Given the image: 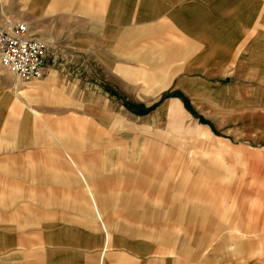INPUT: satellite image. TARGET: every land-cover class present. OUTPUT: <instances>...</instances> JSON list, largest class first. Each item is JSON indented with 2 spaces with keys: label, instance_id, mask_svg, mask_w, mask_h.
<instances>
[{
  "label": "rangeland",
  "instance_id": "obj_1",
  "mask_svg": "<svg viewBox=\"0 0 264 264\" xmlns=\"http://www.w3.org/2000/svg\"><path fill=\"white\" fill-rule=\"evenodd\" d=\"M47 43L41 79L16 84L0 65V90L27 107L0 111V224L83 229L90 247L104 233L88 193L107 249L148 264H264V232L254 231L264 230V80L226 94L212 90L224 79L176 80L164 65L121 83L78 49ZM42 82L45 91L21 92ZM150 185L157 199L146 198ZM239 209L249 212L245 236L224 229L223 215Z\"/></svg>",
  "mask_w": 264,
  "mask_h": 264
},
{
  "label": "crops",
  "instance_id": "obj_2",
  "mask_svg": "<svg viewBox=\"0 0 264 264\" xmlns=\"http://www.w3.org/2000/svg\"><path fill=\"white\" fill-rule=\"evenodd\" d=\"M8 1L0 4V24L25 22L33 36L78 49L117 82L127 83L164 65H170L174 75L169 77L176 80L191 78L186 74L189 72H200L209 79H224L216 89H211L224 90L226 94H233L231 90L244 94L249 87L245 84L247 79L264 80V0ZM50 71L46 65L44 75ZM204 77L197 76L196 81L201 82ZM193 82H188V86ZM44 84L20 86L21 92L45 91ZM198 87L200 95L204 84L201 82ZM8 94L7 87L0 90V111L11 107L13 111L19 110V116H26L27 107L17 98L18 92L9 99ZM21 124L23 134L29 124L22 120ZM64 154L63 161L82 176L75 160ZM156 192V187L150 185L146 198L157 199L161 194ZM87 197L104 233L102 241L96 238L89 247L83 229L74 233L66 227L60 229L42 223L24 232L2 223L0 264H148L147 260L135 258L131 250L107 249L109 236L96 205L97 198L95 202L92 195L90 199L87 193ZM184 202L193 204L194 200ZM193 205L199 207L197 202ZM231 205L235 208L234 202ZM251 209L257 210L254 205ZM248 215L249 212L241 209L225 213L224 229L245 236L250 230L249 226L245 228ZM254 231L264 232L261 228ZM25 233L33 239L30 246L22 242L28 236Z\"/></svg>",
  "mask_w": 264,
  "mask_h": 264
},
{
  "label": "built area",
  "instance_id": "obj_3",
  "mask_svg": "<svg viewBox=\"0 0 264 264\" xmlns=\"http://www.w3.org/2000/svg\"><path fill=\"white\" fill-rule=\"evenodd\" d=\"M49 44L32 35L25 22L0 24V65L19 81L44 76Z\"/></svg>",
  "mask_w": 264,
  "mask_h": 264
},
{
  "label": "bare ground",
  "instance_id": "obj_4",
  "mask_svg": "<svg viewBox=\"0 0 264 264\" xmlns=\"http://www.w3.org/2000/svg\"><path fill=\"white\" fill-rule=\"evenodd\" d=\"M11 73V72H10Z\"/></svg>",
  "mask_w": 264,
  "mask_h": 264
}]
</instances>
